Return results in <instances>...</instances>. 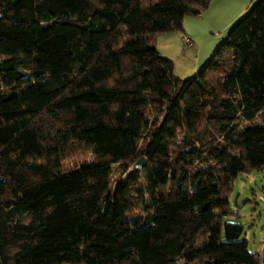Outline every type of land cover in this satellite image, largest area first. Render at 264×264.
<instances>
[{
  "label": "trees",
  "instance_id": "1",
  "mask_svg": "<svg viewBox=\"0 0 264 264\" xmlns=\"http://www.w3.org/2000/svg\"><path fill=\"white\" fill-rule=\"evenodd\" d=\"M211 1L0 0V264H264L228 218L264 168V0L194 77L155 44Z\"/></svg>",
  "mask_w": 264,
  "mask_h": 264
},
{
  "label": "rangeland",
  "instance_id": "2",
  "mask_svg": "<svg viewBox=\"0 0 264 264\" xmlns=\"http://www.w3.org/2000/svg\"><path fill=\"white\" fill-rule=\"evenodd\" d=\"M246 1V8L240 13L241 15H238L237 21L244 16L249 8L256 2V0ZM224 2L225 0L217 5H221ZM235 5L239 8L241 6H239L236 1ZM233 14L234 13H230L227 17L223 16L218 23H215L209 29L210 35L200 37L203 46L204 43L209 44L212 39L218 37V33L216 32L219 30V27L223 28V25L232 22L230 18ZM184 35L185 31L183 29L163 32L158 34L155 38L158 52L168 57L173 62L174 75L181 80L194 77L197 74L196 71L192 70V67L194 65L195 68L197 65L199 60L198 55H202V52L200 53L199 51L200 41L197 40L195 46H188L185 44ZM92 159L93 155L87 151L76 152L63 161L61 172L66 173L76 168L83 161ZM126 176L127 173L123 174L120 166L114 164L113 173L111 175V186L115 188ZM147 190V181L143 178L138 188L133 190V195H137L139 192L146 195ZM229 196L232 203V213L228 217L229 220L243 224L244 233L241 239L247 240L249 249L252 252H259L264 260V168L249 173H239L233 181Z\"/></svg>",
  "mask_w": 264,
  "mask_h": 264
},
{
  "label": "crops",
  "instance_id": "3",
  "mask_svg": "<svg viewBox=\"0 0 264 264\" xmlns=\"http://www.w3.org/2000/svg\"><path fill=\"white\" fill-rule=\"evenodd\" d=\"M222 1L223 0H212L209 7L200 16H186L183 20V29L185 31L183 38L185 36L192 38L193 44L188 46H195V42H197V40L200 41V37L210 35L209 29L215 23H218L223 16L227 17L230 13H234L230 18L232 19V22L223 25V28L219 27V30L216 32L218 33V37L216 39H212L209 44L204 43V46L200 41L201 44L199 51L200 53L202 52V55H198L199 60L197 65L195 68L194 65L192 67V70L196 71V73H198L209 61L210 56L227 36L229 29L233 26V24H235L238 19L237 17H239L238 15H241L240 13L246 8L247 4L246 0H225V2L221 5H217ZM235 1L239 4V6L241 5L240 8L236 7Z\"/></svg>",
  "mask_w": 264,
  "mask_h": 264
},
{
  "label": "built area",
  "instance_id": "4",
  "mask_svg": "<svg viewBox=\"0 0 264 264\" xmlns=\"http://www.w3.org/2000/svg\"><path fill=\"white\" fill-rule=\"evenodd\" d=\"M184 41H185V44L186 45H192L193 44V40L192 38L188 37V36H185L184 37Z\"/></svg>",
  "mask_w": 264,
  "mask_h": 264
},
{
  "label": "water",
  "instance_id": "5",
  "mask_svg": "<svg viewBox=\"0 0 264 264\" xmlns=\"http://www.w3.org/2000/svg\"><path fill=\"white\" fill-rule=\"evenodd\" d=\"M137 167L141 169L145 165V160L142 158L137 162Z\"/></svg>",
  "mask_w": 264,
  "mask_h": 264
}]
</instances>
